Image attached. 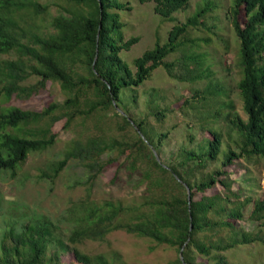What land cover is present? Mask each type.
<instances>
[{"label": "trees", "instance_id": "16d2710c", "mask_svg": "<svg viewBox=\"0 0 264 264\" xmlns=\"http://www.w3.org/2000/svg\"><path fill=\"white\" fill-rule=\"evenodd\" d=\"M140 1H152L154 12L170 20L190 3ZM54 4L59 11L49 14L48 3L0 0V96L27 98L54 82L63 94L41 110L14 105L0 108V171L15 175L30 153L52 146L57 138L52 128L60 120L64 121L63 130L77 119L81 124L89 119L100 124L112 110L121 120V128H130L133 133L125 138L110 133L71 138L62 158L51 166L52 173L40 177L46 175L52 180L74 159L85 170V197L69 207L67 220L62 218L68 222L67 227L47 216L1 226L0 264H129L118 252L110 256L91 254L79 247L86 241H102L113 230L181 250L183 259H176L179 264H228L225 251L264 243L260 230L253 233L239 225L249 202V218L264 222V199H240L232 181L222 178L229 174L227 168L235 160L253 156L264 159V0H231L227 9L239 40L241 76L237 89L246 117L237 111L225 114L231 124L226 133L229 140L213 126L202 127L207 135L198 140L188 133V145L181 143L176 157L160 156L167 132H155L130 108L136 107L138 87L158 66L179 80L203 77V71H192L186 63L183 73H174L173 63L165 58L183 45V35L198 22L204 7L185 22L174 24L165 42L157 40L135 57L132 69L120 55L139 40L137 36L124 39L118 11L128 10L127 4L120 0H65L63 6ZM23 11L32 20L41 19L42 24L27 22ZM188 41L194 44L193 39ZM186 59L198 61L196 55H187ZM216 86L208 85L206 91L224 93ZM148 102L149 112L161 120L166 108L159 109L151 94ZM222 106L233 110L231 101ZM219 113L215 110V118ZM110 151H117L120 157L104 160L102 155ZM119 158L129 173L139 175L144 186L140 200L130 204L122 199L91 200L94 179L105 164ZM217 184L223 193H206ZM196 193L201 195L196 198Z\"/></svg>", "mask_w": 264, "mask_h": 264}, {"label": "rangeland", "instance_id": "374dc122", "mask_svg": "<svg viewBox=\"0 0 264 264\" xmlns=\"http://www.w3.org/2000/svg\"><path fill=\"white\" fill-rule=\"evenodd\" d=\"M42 4L48 3L49 14H55L59 8L54 3L65 5V0H36ZM127 4L128 10L118 11L122 22L124 39L137 36L139 40L129 50H122L120 55L132 69L133 59L145 50L152 48L158 40H167L172 26L185 22L201 7L204 10L198 17V22L190 25L183 35L184 43L180 48L170 53L165 61L173 63L174 73H183V63L192 71H203V77L195 80H179L170 77L163 66L155 68L149 78L137 89L136 107L131 111L138 117H144L155 132H167L162 146L161 157H176L179 145L187 144L188 133L198 140L207 132L202 127L213 126L227 138V130L231 126L225 118L228 111H237L242 118L246 115L242 109L237 82L241 76L238 64L239 40L227 17V9L231 0H190L189 6L173 14V19L164 18L153 10L152 1L120 0ZM54 2V3H53ZM24 12L27 22L42 24L41 19H31ZM23 24V23H22ZM24 25V24H23ZM193 39V43L188 41ZM196 55L198 61H188L186 57ZM200 55V56H199ZM3 57L5 55H2ZM199 56V57H198ZM32 78L30 81H33ZM222 87L224 93L209 94L208 85ZM216 86L217 88H219ZM197 92V96L195 95ZM153 97L159 109L165 110V116L158 120L149 112V97ZM205 96V99H202ZM63 97L58 83H47L43 88L27 98L15 95L9 99L0 96V108L14 105L23 109L41 110L53 100ZM231 101L233 110L222 103ZM220 110L214 116L215 110ZM79 119L71 123L67 130L62 129L64 121L60 120L53 126L57 138L52 146L28 155L24 163L11 175L9 171H0V227L9 222H26L35 218L50 217L60 220L62 227H67V212L75 206L79 199L84 198L85 170L74 159H70L58 175L50 180L43 173L51 174L53 163L62 158L68 141L74 137H85L88 134H113L118 137L130 136V128H121V120L109 110L105 120L98 124L94 119L79 123ZM104 160L120 157L117 151L105 152ZM122 157V156H121ZM229 174L222 176L232 181V188L239 192L240 199H264V159L253 156L249 159L235 160L228 168ZM144 191L137 173H129L123 165V159L105 164L91 185L90 199L100 202L105 199H122L124 203H134L140 200ZM223 193L219 185L208 189L206 193ZM201 193H196L198 198ZM251 202L244 207V218L239 225L253 233L260 230L264 235V222L249 218ZM64 218L65 220H63ZM79 247L91 254L104 253L108 256L115 251L123 261L129 264H179L176 262L180 251L166 245L156 244L147 237H139L123 230L109 232L102 241H86ZM228 264H264V243L254 242L240 245L224 252ZM68 254L64 260L68 259Z\"/></svg>", "mask_w": 264, "mask_h": 264}, {"label": "water", "instance_id": "95a60500", "mask_svg": "<svg viewBox=\"0 0 264 264\" xmlns=\"http://www.w3.org/2000/svg\"><path fill=\"white\" fill-rule=\"evenodd\" d=\"M121 112V111H120ZM154 152V155L156 157L157 160H159V156L156 154V152L153 150ZM186 190H187V194H188V202L190 201V195H189V188L186 186ZM180 259L182 260L183 259V256H182V253H181V250H180Z\"/></svg>", "mask_w": 264, "mask_h": 264}]
</instances>
